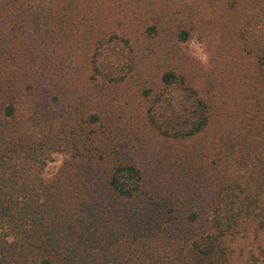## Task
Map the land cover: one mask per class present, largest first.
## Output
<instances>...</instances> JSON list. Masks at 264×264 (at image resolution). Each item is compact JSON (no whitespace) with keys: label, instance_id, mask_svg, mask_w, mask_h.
I'll return each mask as SVG.
<instances>
[{"label":"trees","instance_id":"obj_1","mask_svg":"<svg viewBox=\"0 0 264 264\" xmlns=\"http://www.w3.org/2000/svg\"><path fill=\"white\" fill-rule=\"evenodd\" d=\"M9 32L30 60L0 56V264H264V0H0V54ZM204 33L213 66L176 68ZM149 45L154 173L106 128Z\"/></svg>","mask_w":264,"mask_h":264},{"label":"rangeland","instance_id":"obj_2","mask_svg":"<svg viewBox=\"0 0 264 264\" xmlns=\"http://www.w3.org/2000/svg\"><path fill=\"white\" fill-rule=\"evenodd\" d=\"M7 37L10 38L9 42L5 46L2 45L6 50L0 56L7 52L9 56L5 61L15 63L19 71L23 72L22 65L30 60L24 42L21 41L25 37L13 32H9ZM209 40V33H204L201 39L193 34L187 41L178 43L174 48V66L192 76L208 71L213 66L215 50L214 46L208 47ZM146 52L149 55L142 58L139 74L128 83L118 85L119 88L116 91L106 96L108 106L110 107L111 104L115 108V110H107L106 128L112 130L111 146L118 142L121 134L126 144L134 148L135 158L138 160L141 158L144 169L146 168L148 173H154V165L159 171H162L164 166L166 168V159L171 157L173 146L167 142L164 144L161 141L157 142L153 130L148 127L141 116V109L145 101L147 102V98H143L138 89L142 90L154 81V46L149 45ZM16 70H18L16 67L12 69V71ZM9 76L16 77V72H11ZM54 156L55 160L50 161L45 168L46 176L53 174L61 163V155L55 154Z\"/></svg>","mask_w":264,"mask_h":264}]
</instances>
